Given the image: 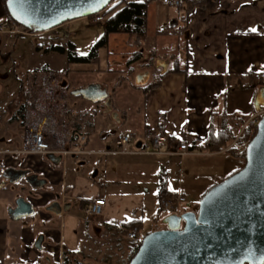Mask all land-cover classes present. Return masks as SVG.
I'll return each instance as SVG.
<instances>
[{"label": "crops", "instance_id": "crops-1", "mask_svg": "<svg viewBox=\"0 0 264 264\" xmlns=\"http://www.w3.org/2000/svg\"><path fill=\"white\" fill-rule=\"evenodd\" d=\"M185 9L183 6L176 10L157 0L148 3L146 41L144 49L140 50L145 55L142 60L132 61L134 50L128 45L130 35L113 36L119 37L115 42L123 47L120 52L125 54L124 69L133 71L121 84L117 80L111 93L106 84L100 85L107 90L118 120L106 114V110L96 111L98 108L92 109V103L74 98L80 109L93 112L86 156L69 157L61 160L59 165L51 162L49 156L43 158L44 164L40 158H31V164L36 166L38 173L44 171L45 162L53 168L48 181L41 179L46 181V185L40 189L46 192L44 202L53 195L57 198L56 202H48L45 207L53 217L51 220H41L33 205L35 214L32 217L13 219L9 211L15 208L13 203L17 199L13 201L12 187L2 186L4 180L0 177V264H38L42 257H45L46 264L50 263V258L41 255L36 248V242L45 236L44 230L54 225H57L53 230L56 245L75 255L74 260H67L66 264H128L132 255L131 242L120 233V227L137 223L142 239L149 233L164 229L166 216L193 211L211 188L242 166L244 160L235 152H226L225 149L214 152L212 145L224 131H231L233 135L237 133L241 124L258 111L257 98L264 86L258 85L254 77L264 73V0H206L203 9L197 8L189 13ZM83 22L89 24L88 19H80L62 28L69 30ZM5 23L7 16L0 0V26ZM151 34L156 37L153 39ZM111 36L107 46L98 52L99 64H73L90 67L78 71L94 72L102 70V67L105 70L109 68ZM151 38L156 43H150ZM158 39L165 40L162 51L157 46ZM169 44L171 48H177L176 53H164ZM153 51L177 59L165 61L167 72L160 86L147 90L158 79L155 80L151 73L152 65L147 64L146 68L140 65L150 59L147 54ZM158 62L155 67L163 72V67L157 66ZM143 75L148 79L142 84L139 81ZM25 107L19 114L22 120ZM99 113L115 121L119 128L115 137L120 133H132L138 143L121 149L115 140L111 143L110 137L103 133L94 140L101 120ZM146 133L166 134L171 142L170 153H135ZM23 135L24 130L17 147L13 146L15 141H9L10 148L0 152L20 149ZM95 142L97 145H93ZM182 144L189 145L192 153L179 155ZM93 157L94 160L95 157L108 160L103 170L102 163H99L94 166L98 169L94 177L82 173L68 178L67 168L74 171L80 165L85 170ZM17 158L25 163L23 157ZM2 162L3 157L0 156V165ZM26 167L32 168L30 165L23 168ZM163 192L184 197L188 203L173 213L160 210L161 220L156 221L155 217L153 225L145 229V219L149 218L147 206L155 200L160 202ZM19 196L31 203L29 195ZM98 198L106 200L101 216L87 219L75 212L77 204L84 210ZM54 203L63 208L60 216L48 211Z\"/></svg>", "mask_w": 264, "mask_h": 264}, {"label": "water", "instance_id": "water-1", "mask_svg": "<svg viewBox=\"0 0 264 264\" xmlns=\"http://www.w3.org/2000/svg\"><path fill=\"white\" fill-rule=\"evenodd\" d=\"M14 22L33 34L53 31L69 22L103 14L114 0H5ZM167 72L165 61H159ZM148 77H140L145 83ZM93 104L105 103L106 114L118 120L107 90L91 85L72 92ZM258 112L264 110V88L257 98ZM59 165L61 158L49 156ZM2 186H18L22 181L40 190L45 180L27 170L8 168ZM48 211L60 216L63 208L52 204ZM15 220L32 217L35 210L19 197L9 211ZM164 229L149 233L129 264H264V114L257 133L247 147L245 166L201 199L197 211L171 214L163 219ZM44 237L36 242L41 251Z\"/></svg>", "mask_w": 264, "mask_h": 264}, {"label": "rangeland", "instance_id": "rangeland-1", "mask_svg": "<svg viewBox=\"0 0 264 264\" xmlns=\"http://www.w3.org/2000/svg\"><path fill=\"white\" fill-rule=\"evenodd\" d=\"M121 1L122 0H114V2L111 4V8L116 6ZM102 25V23L91 24V21H89V24H86L85 22L79 23L77 26L74 25L73 28H69V30L67 27L62 28L61 26L50 32L35 34L33 37L17 35L18 38H14L15 35H0V150L10 148L8 145L9 141H15L13 146L17 147V141L20 140L24 130L23 120L21 116L19 117V114L22 110V107L29 104L32 83L41 71L45 69H53L58 74L62 72L63 74L60 75L63 76L64 81L67 82V86L72 92L85 89L91 85L106 84L111 93L112 87H114L117 80L121 84L125 81L126 76L130 75L133 69H124L125 54L120 52L123 50V47L120 46V44H116L115 40H118L119 37H113L114 35L110 37L109 41L110 66L107 68V70H105V67H102V70L100 71L98 68H96L98 70L94 72L78 71L85 68L90 69V67L68 65L67 57L65 55L47 51V49H51L53 45H66V42L69 39L76 44L78 53L82 56H86L93 48L92 46H94L96 41L103 34ZM151 35L153 39L156 37L153 34ZM129 38L130 40L128 41V45L134 50V53L132 54V61L134 62L142 60L145 55L142 54L140 50L144 49L145 43L142 45V47L136 45L133 46L135 37L130 35ZM152 38L150 43H156V41H153ZM164 41V39L157 40V46L160 51L163 49L162 45H164ZM137 49L138 51H135ZM164 51V53H176L177 48H171V45L169 44L167 49ZM147 55H150V59L146 60L144 64L140 65V67L146 68L147 64L152 65L151 73L155 80L158 79L159 75L162 74V71L157 70L155 67L157 61L177 59L171 55H158L157 51H153ZM78 99L85 101L83 98ZM109 99H111L110 96ZM90 106L92 109L98 108L96 111L106 110L104 102L101 104L92 103ZM99 116V119H101L100 124L98 125V129L96 131L97 134L93 136V139L95 140L96 137L98 138L99 133H103L109 136L111 143H113L115 140L114 135L119 128L117 127L115 121H113L111 118L101 116L100 113ZM93 145H97V143L95 142ZM103 145L106 146V143L103 142ZM95 158L96 160H94V157L93 159H89L90 162L88 165H86L85 170H82L80 165L76 166L74 171L70 168H67L66 171L68 172V178L82 175V173H85V175L88 177L91 175L94 177L96 171H98V169H95L94 166L96 164L102 163L101 170H103L108 162V160L105 158L102 160L99 157ZM41 162L44 164L43 160H41ZM70 165L71 164L68 166ZM23 167L24 166H18L16 169L27 170L31 175H37L39 179H47L48 181V175L44 171L38 173L35 169ZM5 186L12 187V190L14 191L11 195L13 201L14 199L19 198V195L21 194L29 195V201L36 208L38 216L41 218V220L47 221L53 218L45 211V207L49 204L48 202L57 201L55 195H53L49 201L44 202V198H46V192L44 190L31 192L33 189L24 181H22L18 186H12L10 184H5ZM13 205H15V202ZM74 210L79 216H86L85 211L79 206V204L74 206ZM160 210L161 204L158 200L152 201L148 204L147 214L149 212V218L145 219V229L150 227L151 224L153 225L154 218L160 215ZM56 226L57 225H54L51 227V229L44 230L46 239L44 238L43 245L45 246V244H48L51 246L48 249L42 248V250L39 251L41 255L44 254L50 258V263L48 264H63L64 259L67 258V260L71 261L75 258L74 254L64 251V249L59 244L56 245L54 237L55 232L53 231L56 230ZM53 248L54 251L51 250ZM44 258L42 257L38 264H46Z\"/></svg>", "mask_w": 264, "mask_h": 264}, {"label": "built area", "instance_id": "built-area-1", "mask_svg": "<svg viewBox=\"0 0 264 264\" xmlns=\"http://www.w3.org/2000/svg\"><path fill=\"white\" fill-rule=\"evenodd\" d=\"M157 1L164 6L179 10L185 5L186 0ZM93 22L96 24L103 23L102 14H98ZM0 33L31 37L35 35L14 21L10 24L1 25ZM254 80L263 87L264 73L256 74ZM74 98L72 91L64 83L63 77L57 72L43 70L36 76L32 83L30 102L25 107L26 110L23 115L24 135L22 146L18 150L0 152V156L3 157V162L0 165L1 178L4 171L8 168L30 165L36 170V166L31 164V158L43 160L44 157L54 156L63 160L69 157L83 158L89 153L87 145L90 141V116L93 112L87 109H80L73 101ZM263 114L264 110L254 112L247 121L243 122L238 132L234 134L233 139L225 148V151L235 152L238 157H245L247 147ZM115 143L118 148L123 149L138 143V140L132 133H120L116 135ZM139 144L140 147L135 152L137 154L164 155L169 154L171 150V142L166 134L154 135L146 133ZM190 153L192 152L189 145L182 144L179 147V155L183 156ZM17 156L23 157L25 163L19 160ZM43 170L47 175L53 173V168L49 162H45ZM187 203V199L181 196L170 200L163 198V196L160 197L162 212H176L180 206ZM105 207V199H96L84 209L86 218L93 219L101 216ZM120 230L128 241L134 243L142 241L139 227L134 226L131 229L120 228ZM50 246L42 244V248L48 249ZM51 250L54 251V248Z\"/></svg>", "mask_w": 264, "mask_h": 264}, {"label": "trees", "instance_id": "trees-1", "mask_svg": "<svg viewBox=\"0 0 264 264\" xmlns=\"http://www.w3.org/2000/svg\"><path fill=\"white\" fill-rule=\"evenodd\" d=\"M153 0H147L146 2H128L126 0H122L120 3H118L113 8L109 9L105 13L102 14L103 21V34L102 36L96 41L93 48L89 52L88 55L82 56L77 52V46L75 43L70 41L69 39L66 42V45H53L51 49H47V51L56 52L62 55H65L67 57V64L73 65V64H99V57L98 52L100 49L105 48L108 43V38L111 35H119V34H126L131 35L135 37V42L133 46H141L144 45L146 41V27H147V8L148 3ZM4 11L7 16V24H10L13 22V19L8 13L7 7H6V1L2 0ZM206 0H186L185 1V10L187 13L193 11L194 9H203L205 8ZM121 6H123L122 9H119ZM119 9V10H118ZM97 16V15H96ZM96 16L89 17L88 20L91 21V24L93 23V20ZM65 25V24H64ZM28 32H30L28 30ZM31 33V32H30ZM140 47V48H141ZM46 68V67H45ZM46 70V69H45ZM169 73V72H168ZM166 74L159 75L158 81L151 85L147 90H151L153 88H156L160 86L162 78ZM64 81V78H63ZM23 109V107H22ZM22 111V110H21ZM20 111V114H21ZM257 133V129L255 133L252 136V139ZM234 135L231 131H224L220 134V136L217 138L216 141H214L212 145V151L218 152L222 151L226 148L228 143L233 139ZM243 163L242 166L235 172H239L242 170L245 166V157H243ZM163 198L170 200L173 198H176V195H169L166 192H163ZM197 204L195 208H193V211H197L198 208ZM162 215L160 214L157 216L156 221L161 220ZM134 226L139 227V225L135 222L128 223L120 228L125 229H131ZM140 228V227H139ZM120 233L123 235V232L120 230ZM131 242V241H129ZM142 241L139 243H130V247L132 249V255L130 257V260L134 257V255L139 250V247L141 245ZM129 260V262H130ZM128 262V264H129ZM67 263V258L64 259V263Z\"/></svg>", "mask_w": 264, "mask_h": 264}, {"label": "snow or ice", "instance_id": "snow-or-ice-1", "mask_svg": "<svg viewBox=\"0 0 264 264\" xmlns=\"http://www.w3.org/2000/svg\"><path fill=\"white\" fill-rule=\"evenodd\" d=\"M252 31H256V29H252Z\"/></svg>", "mask_w": 264, "mask_h": 264}]
</instances>
